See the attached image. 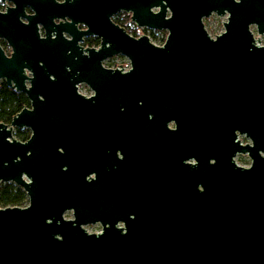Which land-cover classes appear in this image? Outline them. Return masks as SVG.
I'll return each mask as SVG.
<instances>
[{
    "label": "water",
    "instance_id": "water-1",
    "mask_svg": "<svg viewBox=\"0 0 264 264\" xmlns=\"http://www.w3.org/2000/svg\"><path fill=\"white\" fill-rule=\"evenodd\" d=\"M11 2L14 7L0 14V38L13 54L6 59L0 50V80L19 92L28 71L32 110L21 111L10 125L0 123V184L20 187L28 201L24 208L0 209V264H264V46L251 31L264 35V0ZM24 6L34 13L26 25L18 19ZM119 13L129 14L137 28L166 31L164 44L131 37L112 22ZM212 15L226 16L214 39L203 23ZM78 24L86 30L77 31ZM85 35L101 39L88 57L77 47ZM119 55L128 60V71L101 68ZM50 76L58 80L57 91L39 103L36 92ZM67 82L69 88L60 86ZM80 82L95 97L78 96L74 86ZM109 96L136 106L139 121L150 105L167 103L172 113L180 107L200 115L208 139L201 151V191L191 190L182 202L171 199L164 221L141 216L114 227L116 217L99 209L97 197L89 202L83 165L70 159L69 135L83 127L82 105L108 103ZM22 128L31 130L25 143L12 136ZM234 131L246 133L251 145L224 148L225 135L232 142ZM211 134L217 135L216 153ZM237 153L248 156V168L232 161ZM66 212L71 220L64 219ZM97 222L100 233H87L86 226Z\"/></svg>",
    "mask_w": 264,
    "mask_h": 264
},
{
    "label": "flooded vegetation",
    "instance_id": "flooded-vegetation-1",
    "mask_svg": "<svg viewBox=\"0 0 264 264\" xmlns=\"http://www.w3.org/2000/svg\"><path fill=\"white\" fill-rule=\"evenodd\" d=\"M64 1L55 0L56 3ZM13 7L11 0H0V14H5ZM23 14L24 16H19L18 19L21 24L26 25L28 23L26 17H30L34 13L28 6H24ZM115 16L112 17L113 23ZM60 22V20H54L53 23L57 25ZM131 25L134 26L133 23ZM36 27L39 38L44 39L45 31L42 25L37 24ZM133 28H136L137 31L141 29L136 26ZM76 29L79 32L86 30L82 24L76 25ZM141 30L149 32L152 37L162 36V45L164 44L167 37L166 31L145 28ZM52 35L54 36V33ZM129 35L133 38L141 37ZM62 36L64 39L70 40L67 34L63 33ZM209 37L214 39L216 36ZM100 46L101 39L97 36L85 35L77 42L82 57H88L87 50L97 51ZM0 50L6 59H9L13 54L12 47L3 38H0ZM70 54L68 51V55ZM119 57L120 55L103 61L101 68L110 71H128L129 68L125 69L120 65H113L114 67L105 65L107 61ZM23 60L27 62L26 56ZM66 71H70L69 67H66ZM23 75L25 76L24 90L16 92L6 84L5 79L0 80V87L4 85L14 93L23 96L26 104L21 111H31L32 101L27 92L32 88L30 80L32 75L26 70ZM69 82L60 86L69 88ZM74 87L75 93L85 100L96 95L86 82L75 84ZM57 88L58 80H55L53 76H50V81H43L36 92L39 103L45 104L49 94L56 92ZM108 100V103L99 100L83 104L81 110L84 118L83 127L81 130L72 129L69 135L70 143L68 145L72 152L70 159L73 163H81L85 169L84 187L89 202L95 201L90 196L97 197L99 209L103 213H110L116 217L114 227H128V225L136 223L141 216H147L150 221L155 223L164 221L171 199L175 202H182L191 190L201 191V151L204 142L207 145L208 139L203 138L200 115L194 113V116H190L180 110V107H177V110L172 113L167 103L161 107L150 105L146 117L139 121L135 110L136 106L125 103L118 96L110 97ZM71 108L80 112L76 104H71ZM108 118L109 120H107ZM111 119L115 120L111 121ZM16 130H20L25 137L23 141H20L21 143L29 140L30 129ZM212 135L209 138V143L213 152L216 153L217 135L213 137ZM232 135L234 137L232 142L228 135H225L222 144L224 148L228 149V146L231 147L233 144L251 145L246 133L240 134L238 131H234ZM51 145L52 138H49V149H51ZM58 151L62 152V147H59ZM239 157L248 158L247 155L235 154L232 158L235 165L244 169L248 168L250 164L248 166L238 164ZM209 163L214 166L215 158L210 159ZM90 226L102 227L99 222Z\"/></svg>",
    "mask_w": 264,
    "mask_h": 264
},
{
    "label": "trees",
    "instance_id": "trees-1",
    "mask_svg": "<svg viewBox=\"0 0 264 264\" xmlns=\"http://www.w3.org/2000/svg\"><path fill=\"white\" fill-rule=\"evenodd\" d=\"M114 23L126 30L128 34L138 36L136 28L130 29V16L120 13L113 19ZM24 97L9 90L6 86L0 87V123L10 125L12 119L25 105ZM17 141H23L25 137L20 130L15 131ZM27 197L23 190L11 183L0 184V209L23 208L27 204Z\"/></svg>",
    "mask_w": 264,
    "mask_h": 264
},
{
    "label": "rangeland",
    "instance_id": "rangeland-1",
    "mask_svg": "<svg viewBox=\"0 0 264 264\" xmlns=\"http://www.w3.org/2000/svg\"><path fill=\"white\" fill-rule=\"evenodd\" d=\"M226 22V16L224 17H217L215 15H213L210 19L204 20V27L205 30L207 31V33L209 34V36H211L212 38H214L215 36L219 35L220 33L223 32V23ZM130 29H133L134 26H132L131 24L127 25ZM252 33L254 34V38L255 39H259V45L264 46V35L263 36H258L256 34L255 28H251ZM138 36H147L149 38V41L155 45V46H162V36L157 35L155 37H152L149 32H144L143 30L139 29V34ZM105 65L108 66H113V65H123L122 68H129V62L125 57L120 56L119 58L116 59H112L110 61H107L105 63ZM15 130H13L12 132V136L15 140H17L15 138ZM238 164L240 166H248L250 164V160H248L247 157H239L238 158ZM3 184V183H1ZM27 204L24 206L26 207ZM23 207V208H24ZM69 217V216H67ZM85 230L87 231V233L89 234H98L101 231V227L100 226H90V227H86Z\"/></svg>",
    "mask_w": 264,
    "mask_h": 264
},
{
    "label": "built area",
    "instance_id": "built-area-1",
    "mask_svg": "<svg viewBox=\"0 0 264 264\" xmlns=\"http://www.w3.org/2000/svg\"><path fill=\"white\" fill-rule=\"evenodd\" d=\"M114 67V66H113ZM67 216H69V217H67ZM64 219H66V220H71L72 219V213L71 212H66L65 214H64ZM86 227H90V226H86Z\"/></svg>",
    "mask_w": 264,
    "mask_h": 264
}]
</instances>
